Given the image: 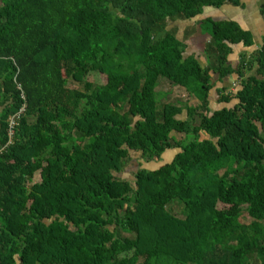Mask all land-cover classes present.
<instances>
[{
  "label": "trees",
  "instance_id": "1",
  "mask_svg": "<svg viewBox=\"0 0 264 264\" xmlns=\"http://www.w3.org/2000/svg\"><path fill=\"white\" fill-rule=\"evenodd\" d=\"M224 2L0 0V264H264V41L232 68L250 36L206 18L202 66L167 29Z\"/></svg>",
  "mask_w": 264,
  "mask_h": 264
},
{
  "label": "crops",
  "instance_id": "2",
  "mask_svg": "<svg viewBox=\"0 0 264 264\" xmlns=\"http://www.w3.org/2000/svg\"><path fill=\"white\" fill-rule=\"evenodd\" d=\"M196 18H198L199 21H202V19L206 18H211L215 21H233L242 30L248 33L251 38V44L238 43L231 47L232 49L227 56V64H230L232 68L236 69L240 63V58L244 56V54L249 56L255 51V49L259 48L264 41V0H225V2L219 8L206 6L202 13ZM196 18H193L190 21L181 18L169 20L167 29L173 28L175 30L176 37L179 38L177 34H184V32L187 30V26L195 22ZM185 42L188 44L189 40H186ZM236 46H240L242 48L247 47V49L245 51L239 52V56L236 59H230L229 56L232 55L231 53ZM192 50H198V47L196 46L195 49L193 48ZM202 55L204 62L206 63L205 55L203 53ZM231 60H233V63ZM210 78L213 87L217 89V92L219 89L228 87L229 85L226 84H228L229 81H232L233 79L238 81L237 77L232 73L224 76L223 78H219V74L217 72H213L212 70H210ZM215 96L216 92L210 90L208 94V105L211 103L216 104L215 101H213L216 99Z\"/></svg>",
  "mask_w": 264,
  "mask_h": 264
},
{
  "label": "rangeland",
  "instance_id": "3",
  "mask_svg": "<svg viewBox=\"0 0 264 264\" xmlns=\"http://www.w3.org/2000/svg\"><path fill=\"white\" fill-rule=\"evenodd\" d=\"M197 17V16H196ZM195 17V18H196ZM188 21L192 20V19H187ZM196 21L191 23L190 25L187 26V30L184 32V34L181 35V33L177 34V36H179L178 39L183 40V42L186 44V54L188 53H193L194 55H196V57H198V59L200 60L202 66H206L208 65L207 63L204 62V58H203V54H205L206 52L212 53L213 49L211 48V46H208V42L211 40V32H210V23L205 20L202 19V21H199L198 18L195 19ZM204 20V21H203ZM182 36V37H181ZM189 40V43L187 44L185 41ZM261 44V43H260ZM198 47V50L193 51L192 49L195 47ZM247 49V47H240V46H236L234 47L233 51H232V55H230V59H236L239 55V52L241 51H245ZM206 58V56H205ZM206 62L208 61V63L210 62V55L209 57L207 56L206 58ZM231 62L233 63V60H231ZM88 80L92 81V82H96V83H102L104 81V76L99 74V73H91L90 75H88ZM72 86V84H70ZM228 87L226 88V92L230 91L233 92L236 89V85L237 87L238 85V81H236L235 79H233L232 81H229ZM164 91L163 94L161 93V91ZM159 93H156V97L157 99H161V102L166 100V101H173L176 102L177 99L180 100V102H185L189 105H195L198 103V100L195 99L194 96H191L188 94V92L181 86H177V85H173L167 81H161L160 85H159V89H158ZM211 91H215L216 92V96H215V103L216 104H209L211 111H213L214 109H219L223 106V103L219 102V93L217 92V89L212 87ZM165 95V97L163 98V96ZM214 99V98H212ZM181 117L184 119L186 118V113L184 112ZM172 136L178 138V139H182L183 135L182 134H178V133H172ZM263 135H264V130H263ZM132 159L130 161H128L126 167L118 174H116L117 176L121 177L122 179L125 180H129V181H133L134 177H133V172H135L137 169H139V167H141V165L143 167L149 168L151 166H154V163H144L141 161V163H138L137 157L140 155V152H130ZM169 158V154H165V159ZM162 162H159V164ZM140 164V165H139ZM157 165V164H156ZM175 213H177V207H174ZM240 220H242L243 222H249L251 221V218L247 215V213L245 211H243Z\"/></svg>",
  "mask_w": 264,
  "mask_h": 264
},
{
  "label": "built area",
  "instance_id": "4",
  "mask_svg": "<svg viewBox=\"0 0 264 264\" xmlns=\"http://www.w3.org/2000/svg\"><path fill=\"white\" fill-rule=\"evenodd\" d=\"M14 123H15V122H14V119H13V118H10V121H9V127H10V128H9V133H10V134H11V132H12L11 129H12V126L14 125Z\"/></svg>",
  "mask_w": 264,
  "mask_h": 264
}]
</instances>
